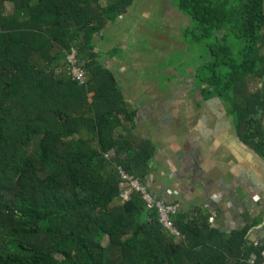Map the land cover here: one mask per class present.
I'll return each instance as SVG.
<instances>
[{"label":"trees","instance_id":"16d2710c","mask_svg":"<svg viewBox=\"0 0 264 264\" xmlns=\"http://www.w3.org/2000/svg\"><path fill=\"white\" fill-rule=\"evenodd\" d=\"M133 2L0 0V264H247L245 230L226 234L206 210L178 211L175 238L139 193L119 198L116 164L145 180L153 151L116 137L120 115L132 113L93 49ZM174 3L203 59V96L222 100L239 138L264 157V87L250 89L264 83V0ZM72 46L85 85L66 66Z\"/></svg>","mask_w":264,"mask_h":264},{"label":"crops","instance_id":"0c3cea01","mask_svg":"<svg viewBox=\"0 0 264 264\" xmlns=\"http://www.w3.org/2000/svg\"><path fill=\"white\" fill-rule=\"evenodd\" d=\"M146 3L134 0L94 38L95 62L113 74L132 113L128 120L120 115L115 135L134 147L148 142L145 181L156 196L191 218L208 211L211 226L226 234L245 230V247L259 256L264 157L239 138L223 101L203 96L197 83L203 59L184 37L189 17L174 0H159L158 8ZM157 12L160 22L151 21Z\"/></svg>","mask_w":264,"mask_h":264},{"label":"built area","instance_id":"2783aa9c","mask_svg":"<svg viewBox=\"0 0 264 264\" xmlns=\"http://www.w3.org/2000/svg\"><path fill=\"white\" fill-rule=\"evenodd\" d=\"M66 66L73 80L80 85L87 83V70L83 62L80 61L77 49L73 46L66 53ZM116 169L122 183L119 198L123 201H128L131 199L133 193H139L145 203L146 209L156 211L163 229L175 238H182L183 235L173 219L174 215L179 211L178 205L156 196L149 188L147 181L127 171L122 165L116 164ZM213 217L214 215L209 218L210 221L213 220ZM260 254L263 261L259 262L258 256L253 253L248 258L247 264H264V248L261 249Z\"/></svg>","mask_w":264,"mask_h":264},{"label":"rangeland","instance_id":"374dc122","mask_svg":"<svg viewBox=\"0 0 264 264\" xmlns=\"http://www.w3.org/2000/svg\"><path fill=\"white\" fill-rule=\"evenodd\" d=\"M159 2V0L157 1V2H150V0H147V3L146 4H148L147 6L149 7V5L150 4H154L155 5V8H158V6H157V4L156 3H158ZM152 4V5H153ZM151 5V6H152ZM161 7V5H159V8ZM159 12H157V13H153L152 15V18H151V21H158V22H160V19H158V17H160V14H158ZM148 27H150V28H153V24L152 23H150L149 25H148ZM159 28V27H158ZM161 32V31H160ZM264 87V83L263 82H261V80L260 79H258V78H255V79H253L251 82H250V89L251 90H255V89H258V88H261V87Z\"/></svg>","mask_w":264,"mask_h":264}]
</instances>
